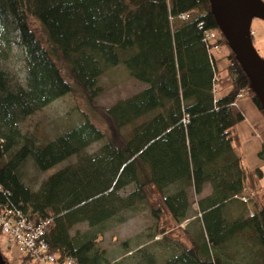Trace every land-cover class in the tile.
Instances as JSON below:
<instances>
[{
	"label": "trees",
	"instance_id": "1",
	"mask_svg": "<svg viewBox=\"0 0 264 264\" xmlns=\"http://www.w3.org/2000/svg\"><path fill=\"white\" fill-rule=\"evenodd\" d=\"M221 44L228 64L219 69L212 50ZM14 45L23 53L25 85L11 88L0 69V202L33 224L49 219L43 240L51 253L76 264H110L99 247L104 223H123L124 213L144 205L155 236L181 248L165 264H225L224 248L235 237L250 242V264H264L262 172L244 168L235 152L233 128L244 119L239 94L247 89L264 114L208 0H0V60ZM116 66L146 88L101 110L105 130L80 112L82 123L53 141L21 135L18 124L71 95V83L91 104L101 93L99 78ZM72 156L74 164L34 193L16 173L29 158L47 171ZM205 185L211 191L197 203L204 230L197 239L177 226L187 219L188 189L199 195ZM228 204L240 211L229 222ZM81 223L89 230L71 235Z\"/></svg>",
	"mask_w": 264,
	"mask_h": 264
},
{
	"label": "rangeland",
	"instance_id": "2",
	"mask_svg": "<svg viewBox=\"0 0 264 264\" xmlns=\"http://www.w3.org/2000/svg\"><path fill=\"white\" fill-rule=\"evenodd\" d=\"M29 23L35 34L43 40V30L39 23L33 18L29 19ZM250 29L253 46L264 60V22L253 19ZM226 52L225 44L212 50L219 69L228 64L224 57ZM23 59L22 51L14 45L9 58L0 60V69L6 73L11 88L25 85ZM60 64L63 66L62 63ZM97 85L101 88V93L90 104L84 100L77 87L71 83L73 89L71 95L68 94L53 101L18 124L21 135L34 137L44 143L53 141L67 130L82 123L80 112H84L95 125L105 130L106 123L101 110L146 88L144 83L131 78L123 66L110 67L99 78ZM226 92L223 91L217 95L220 96ZM239 95L236 104L244 119L233 128V134L236 136L235 152L240 157L244 168L248 170L260 169L262 172L260 186L261 191L264 192V157L262 156L264 118L250 100L247 89H244ZM101 145L102 142L90 145L86 153L89 155L95 153ZM76 161V156H72L50 170L40 171L29 158L21 162L16 173L24 187L34 193L51 174ZM131 189L132 186H128L123 192H129ZM210 191L209 185H205L199 195H195L191 188L188 189L190 207L187 219L177 226L178 228H187L189 234L197 239L204 236L197 203L209 195ZM239 212V208L235 204H228L223 208V216L228 222L237 218L240 215ZM123 216L127 218L123 223H117V218H113L105 222L102 227L105 231L102 234L99 247L110 264H147L148 256L154 259L155 264H165L167 259L181 252L179 246L173 243H162L161 235L155 236L156 221L151 217L146 206L140 205L134 212L124 213ZM177 227L175 226L171 230L179 235ZM88 230L87 224L81 223L75 225L70 234L80 235ZM23 257L25 254L22 252V248L15 243L8 244L5 237L0 234V264H24L22 263ZM222 257L225 264H250L253 258V248L250 242L235 237L226 244ZM25 264H33V262L27 260Z\"/></svg>",
	"mask_w": 264,
	"mask_h": 264
},
{
	"label": "water",
	"instance_id": "3",
	"mask_svg": "<svg viewBox=\"0 0 264 264\" xmlns=\"http://www.w3.org/2000/svg\"><path fill=\"white\" fill-rule=\"evenodd\" d=\"M217 26L234 53L250 86L259 96L264 114V60L251 41L253 19L264 22L262 0H208Z\"/></svg>",
	"mask_w": 264,
	"mask_h": 264
},
{
	"label": "built area",
	"instance_id": "4",
	"mask_svg": "<svg viewBox=\"0 0 264 264\" xmlns=\"http://www.w3.org/2000/svg\"><path fill=\"white\" fill-rule=\"evenodd\" d=\"M49 221L47 219L39 224H33L23 212L6 208L0 202V234L5 237L8 244L19 245L25 257L33 264H76L72 257L58 259L56 254L50 252L43 240Z\"/></svg>",
	"mask_w": 264,
	"mask_h": 264
}]
</instances>
